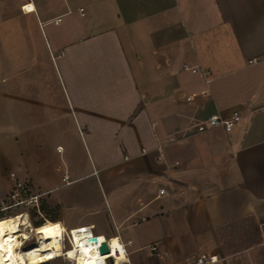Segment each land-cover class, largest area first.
Returning <instances> with one entry per match:
<instances>
[{
	"label": "crops",
	"instance_id": "crops-1",
	"mask_svg": "<svg viewBox=\"0 0 264 264\" xmlns=\"http://www.w3.org/2000/svg\"><path fill=\"white\" fill-rule=\"evenodd\" d=\"M87 1L25 0L6 22L10 173L42 195L46 221L131 241L118 264H264V0ZM235 111L231 131L206 127ZM49 149L65 161L43 164Z\"/></svg>",
	"mask_w": 264,
	"mask_h": 264
},
{
	"label": "bare ground",
	"instance_id": "bare-ground-1",
	"mask_svg": "<svg viewBox=\"0 0 264 264\" xmlns=\"http://www.w3.org/2000/svg\"><path fill=\"white\" fill-rule=\"evenodd\" d=\"M23 9L25 11L34 10L32 4L25 5ZM47 223L51 229L41 236L37 233L26 212H20L0 220V264H39L60 257L67 258L72 264H99L111 257L118 262L127 261L119 237L110 240V253L101 254L95 246L103 236L96 237L97 240L94 242H89L90 237H95L92 236L93 233L90 229H81L72 232L73 235H71L67 228L51 221H45V225ZM22 227L29 229V232H25ZM30 232H33L35 236L32 237ZM66 232H69L71 236L72 246H65ZM26 235H28L26 239L21 238ZM34 237H36L35 242L25 247L27 241Z\"/></svg>",
	"mask_w": 264,
	"mask_h": 264
},
{
	"label": "rangeland",
	"instance_id": "rangeland-1",
	"mask_svg": "<svg viewBox=\"0 0 264 264\" xmlns=\"http://www.w3.org/2000/svg\"><path fill=\"white\" fill-rule=\"evenodd\" d=\"M25 0H0V68H6V59L3 60V57L6 58V51H10L12 49L11 46L12 43L6 44L7 42H17V35L13 36L14 38L9 39L8 34H6V30H13L18 31V28H11L7 29L8 24L6 25V22L11 23L10 26H18L17 22L24 19L21 17V13L19 11L20 4ZM35 3H37L39 6L42 5L43 8L49 10V11H57V10H66V5L64 3V0H33ZM80 4L86 5L89 3L87 0H79ZM88 12L91 11L90 8L87 10ZM13 24V25H12ZM2 123H0V127L4 128L6 132V123L2 119H0ZM74 141L76 144V148L80 149L82 146V142L79 136H74ZM54 142V145L58 142L61 145L63 144V147L65 144L63 143V140L61 137H56V140H52ZM11 142L6 143V133L0 132V219L2 218H8L10 216H13L20 212H28L29 209L27 207H9L8 205L11 203L9 200V190H10V183L8 182V174L15 170L18 166V154L16 152L18 148H14L13 146H10ZM81 145V146H80ZM65 151L61 152H55L52 150H46L45 154H39L38 158L42 160L41 162L47 166H54L57 162L59 164L63 163L65 161ZM30 158V156H29ZM31 158H35L34 154L31 155ZM44 161V162H43ZM62 166V165H61ZM63 167V166H62ZM60 167V169L62 168ZM34 210L30 209L29 217L31 220V223L34 227L35 222L44 223L47 219L50 220V217L48 216L47 212H44L43 209H41V214L35 212V215L33 214ZM31 215H33L31 217ZM43 229H51V226L47 223V226L44 225ZM22 229L25 232H29V229H26L25 227H22ZM31 236H35L33 232H30ZM71 234V232H70ZM72 235V234H71ZM28 235L25 237H21L22 239H26ZM36 237L33 239L27 241L25 247L31 245V243L35 242ZM66 245L68 246V241H66ZM24 247V248H25ZM106 261V260H105ZM39 264H72L67 258L60 257L56 258L50 261L42 262Z\"/></svg>",
	"mask_w": 264,
	"mask_h": 264
},
{
	"label": "built area",
	"instance_id": "built-area-1",
	"mask_svg": "<svg viewBox=\"0 0 264 264\" xmlns=\"http://www.w3.org/2000/svg\"><path fill=\"white\" fill-rule=\"evenodd\" d=\"M80 10L83 14L84 10L83 9H80ZM61 21H62V17H58L57 19H55L54 22L60 23ZM185 69L191 71L194 74H201L203 77H205L206 81L209 82V79H208L209 72L207 70H205L199 66H193V67L192 66H185ZM191 98L192 97H188L187 100L190 101ZM240 120H241V114L239 111H235L233 113V115L229 118H223L220 115L214 114L208 118V120L206 122V127L207 128L223 127L226 131H231L233 129V127L236 125V123H238ZM173 140H174V138H173ZM10 180L12 182L11 190L9 192V200L11 201V203L8 205V208L9 207H27V209H29L28 212H26L28 215L30 213V209L41 214V196L42 195L34 193L30 183L27 181H23V180L19 179L15 173H10ZM63 182L66 185L70 184L68 175H65L63 177ZM161 191L165 192V189H161ZM71 234L73 235L72 232H71ZM93 235L94 234H92V236ZM94 236L101 237V236H97V235H94ZM111 239H106V241L109 245V248H111V243H110ZM66 241H68V246L73 245V242H72L71 236L69 235V232H66V235H65V246L68 247L66 245ZM103 241H104V239L103 240L100 239L98 241V244L95 246V248L97 250H99ZM126 244L131 245L132 243H131V241H129ZM126 244L122 243V246H123V250L125 252L126 257H128V253L126 250ZM151 249L154 251L158 250V245H156V244L152 245ZM214 261H215V258L212 256L201 255V256L196 258L195 264H210V263H213ZM110 263L118 264L120 262H118L115 258L111 257V258L106 259V261L103 262L102 264H110Z\"/></svg>",
	"mask_w": 264,
	"mask_h": 264
},
{
	"label": "water",
	"instance_id": "water-1",
	"mask_svg": "<svg viewBox=\"0 0 264 264\" xmlns=\"http://www.w3.org/2000/svg\"><path fill=\"white\" fill-rule=\"evenodd\" d=\"M103 238H104V241L102 242V244H101V246L99 248V252L101 254H108V253H110V248H109V245H108V243L106 241V238L105 237H103ZM88 240H89V242H94V241L97 240V238H96V236L95 237H90Z\"/></svg>",
	"mask_w": 264,
	"mask_h": 264
},
{
	"label": "trees",
	"instance_id": "trees-1",
	"mask_svg": "<svg viewBox=\"0 0 264 264\" xmlns=\"http://www.w3.org/2000/svg\"><path fill=\"white\" fill-rule=\"evenodd\" d=\"M34 215H35V211H34V213H33ZM33 215H31V217H32ZM2 219H4V218H2ZM2 219H0V220H2ZM45 225V222L44 223H39L38 221L37 222H35V226L36 227H34L35 229H36V231H37V233L39 234V235H45L47 232H48V229L46 228V229H43L44 227H42V226H44ZM46 226H47V224H46Z\"/></svg>",
	"mask_w": 264,
	"mask_h": 264
},
{
	"label": "snow or ice",
	"instance_id": "snow-or-ice-1",
	"mask_svg": "<svg viewBox=\"0 0 264 264\" xmlns=\"http://www.w3.org/2000/svg\"><path fill=\"white\" fill-rule=\"evenodd\" d=\"M101 240H103L104 238H100ZM113 243L115 244V241H113ZM118 246V245H117ZM122 254V253H121Z\"/></svg>",
	"mask_w": 264,
	"mask_h": 264
},
{
	"label": "clouds",
	"instance_id": "clouds-1",
	"mask_svg": "<svg viewBox=\"0 0 264 264\" xmlns=\"http://www.w3.org/2000/svg\"><path fill=\"white\" fill-rule=\"evenodd\" d=\"M122 255H123V253H122Z\"/></svg>",
	"mask_w": 264,
	"mask_h": 264
}]
</instances>
